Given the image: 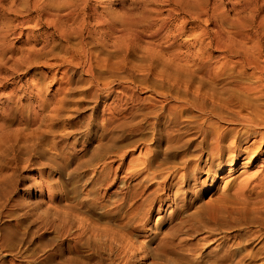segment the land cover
Here are the masks:
<instances>
[{
    "label": "rangeland",
    "instance_id": "rangeland-1",
    "mask_svg": "<svg viewBox=\"0 0 264 264\" xmlns=\"http://www.w3.org/2000/svg\"><path fill=\"white\" fill-rule=\"evenodd\" d=\"M149 1L0 0V264H264V0Z\"/></svg>",
    "mask_w": 264,
    "mask_h": 264
},
{
    "label": "bare ground",
    "instance_id": "bare-ground-1",
    "mask_svg": "<svg viewBox=\"0 0 264 264\" xmlns=\"http://www.w3.org/2000/svg\"><path fill=\"white\" fill-rule=\"evenodd\" d=\"M214 1V0H213ZM150 2V4H152V6H154V7H157L159 4L162 6V7H168V10L169 11H171V12H173V13H176V14H183V16H185V15H189V16H195V15H197V17L196 18H198V15H200L199 13H205L206 12V6L207 5H209V3H208V1L207 0H150L149 1ZM148 2V3H149ZM217 2V1H216ZM208 3V4H207ZM215 4V3H214ZM159 5V6H160ZM212 5V4H211ZM239 5V4H238ZM148 6V5H147ZM152 6H151V8H152ZM240 6V5H239ZM153 7V8H154ZM217 7V6H216ZM219 8V7H218ZM236 8V7H235ZM233 10V9H232ZM164 11H166V10H164ZM211 11H216V9L215 8H212L211 9ZM71 12V11H70ZM148 12H150V10H148ZM154 12V11H153ZM69 13V12H68ZM152 13V12H151ZM155 13V12H154ZM159 13H161V12H159ZM148 14V13H147ZM150 14V13H149ZM210 14V13H209ZM151 15V14H150ZM155 15V14H154ZM175 15V14H174ZM153 16V15H152ZM156 16V15H155ZM158 17V16H157ZM172 17V16H171ZM206 17V16H205ZM211 17H212V24L216 27L217 26V22H219L220 20L218 19L219 17H216L215 16V14H213L212 12H211ZM132 18H134V17H132ZM148 18V17H147ZM170 18V17H169ZM192 18V17H191ZM203 18V17H202ZM207 19V18H206ZM127 20V19H126ZM138 20V19H137ZM164 20V19H163ZM197 20V19H196ZM199 20V19H198ZM57 21V20H56ZM142 21V20H141ZM152 21V20H151ZM156 21V20H155ZM158 21H159V19H158ZM162 21V20H161ZM210 21V20H209ZM146 22V21H145ZM153 22V21H152ZM163 22V21H162ZM179 22V21H178ZM204 22V21H203ZM221 22V21H220ZM219 22V23H220ZM235 22V21H234ZM59 23V22H58ZM127 23V22H126ZM156 23H158V22H156ZM165 23V22H164ZM163 23V24H164ZM206 23V22H205ZM55 24V23H54ZM57 24V23H56ZM194 25H195V23H193ZM105 25V24H104ZM156 25V24H155ZM197 25V24H196ZM210 25V24H209ZM90 26V25H89ZM162 26V25H161ZM214 26H212V27H214ZM128 27V26H127ZM126 27V28H127ZM167 27V26H166ZM176 27V26H175ZM204 27V26H203ZM206 27V26H205ZM224 27H226V26H224ZM155 28V27H154ZM201 28V27H200ZM128 29V28H127ZM148 29V28H147ZM153 29V28H152ZM151 29V30H152ZM164 29V28H163ZM175 29V28H174ZM150 30V29H149ZM169 30V29H168ZM180 31L182 30V29H179ZM208 30V29H207ZM213 30V29H212ZM128 31V30H127ZM144 31V30H143ZM147 31V30H146ZM171 31V30H170ZM203 31V30H202ZM214 31V33H213V35H214V38L213 39H211L208 43H207V46H210L211 44H213L212 46H215L216 48L217 47H221V43H219V40H220V37H221V31H219V29L218 28H216V30H213ZM83 32V31H82ZM169 32V31H168ZM173 32H175V31H173ZM209 32H211V31H209ZM128 33V32H127ZM131 33V32H130ZM132 33H136L135 31H133ZM148 33V32H147ZM180 33V32H179ZM204 33V32H203ZM182 34V33H181ZM205 34L206 35H208L209 33L206 31L205 32ZM131 35V34H130ZM166 35H167V33H166ZM172 35V34H171ZM204 34H201V35H198V37L193 41V43L192 44H197L198 42H200L201 40H202V37L204 38L205 37V35L203 36ZM133 36V35H132ZM162 36V35H161ZM197 36V35H196ZM134 37H136V36H134ZM166 37V36H165ZM167 38V37H166ZM169 38V37H168ZM172 38V37H171ZM170 38V39H171ZM206 38V37H205ZM204 38V39H205ZM173 39V38H172ZM5 40V39H4ZM134 40V39H133ZM207 40V39H206ZM214 40V41H213ZM225 40V39H224ZM213 41V42H212ZM136 42H137V40H136ZM160 42V41H159ZM187 42V41H186ZM225 42V41H224ZM167 42H165V43H163V44H166ZM155 44V43H154ZM159 44V43H158ZM162 44V43H161ZM160 44V45H161ZM191 44V43H190ZM189 45V44H188ZM198 46H200V45H198ZM197 46V47H198ZM202 46V45H201ZM193 47V46H192ZM211 47V46H210ZM186 48H187V46H186ZM189 48H191V47H189ZM212 48V47H211ZM179 49V48H178ZM207 49H209V48H206L205 50H207ZM164 50H166V49H164ZM167 50H169V49H167ZM201 50V48H198V51H200ZM218 50V49H217ZM220 50V49H219ZM223 50V49H222ZM171 51V50H170ZM189 51V50H188ZM225 51V50H224ZM224 51H222V52H224ZM228 51V50H227ZM169 52V51H168ZM171 52H173V51H171ZM184 52H186V51H184ZM220 52V51H219ZM174 53V52H173ZM193 53V52H192ZM191 53V54H192ZM202 53H205V52H202ZM210 53V52H209ZM231 53V52H230ZM183 54V53H182ZM189 54V53H188ZM194 54L196 55H199V53H196V52H194ZM228 54V53H227ZM178 55V54H177ZM209 55V54H208ZM230 55V54H229ZM233 55V54H232ZM238 55V54H237ZM173 57H177L176 56V54H175V56L174 55H172ZM182 56V55H181ZM210 56V55H209ZM236 56V55H235ZM180 57V56H179ZM179 57H177V58H179ZM188 57V56H187ZM193 57V56H192ZM204 57H205V55H204ZM208 57V56H207ZM213 57V56H212ZM212 57H211V59H212ZM227 57V56H226ZM238 57V56H237ZM30 58V57H29ZM203 58V57H202ZM179 59H182L183 60V58L181 57V58H179ZM185 59V58H184ZM192 59V58H191ZM245 59V58H244ZM244 59H243V61H244ZM248 59H249V57H248ZM196 60H197V58H196ZM202 60V59H201ZM200 61V60H199ZM203 61V60H202ZM245 61H246V59H245ZM261 61V60H260ZM242 63V62H241ZM246 63H248V62H246ZM250 63V62H249ZM201 64V63H200ZM246 65V64H245ZM256 66H254L258 71H259V73L257 74V73H254V74H247L246 76H243V77H241L242 79H248V80H250V81H252L253 83H257V86L255 85L254 87L253 86H247L246 88H245V90H243V94L241 95L240 93H238V98H239V100L238 101H241L242 102V100L243 99H246V98H249V100H253V101H257V99L260 97V96H257L256 94L257 93H260L261 94V92L262 91H264V65H263V67H261L260 65H258V64H255ZM251 68V67H250ZM244 70V69H243ZM252 70H254V69H252ZM251 70V71H252ZM240 73H241V71H240ZM246 73V72H245ZM241 75V74H240ZM245 75V74H244ZM238 80V79H237ZM217 81V80H216ZM234 81V80H233ZM211 82V81H210ZM213 82V81H212ZM253 83H252V85H253ZM248 84H250V82L248 83ZM242 88V87H241ZM239 89V88H238ZM241 91V90H240ZM251 94H252V97H251ZM253 94H255V95H253ZM260 106H262V105H260V104H252V105H249L247 108H246V111H247V113H248V116H250L249 118H248V121L246 122L247 124H246V129H244L245 131H243V132H241V134L242 133H244V135H245V133L250 129V131H252L251 133H253V135H258V133H259V131H260V129H258V127L259 126H263L264 125V120H263V118H261V117H259L257 114H258V112L256 111V109H255V107H260ZM244 108H245V106H244ZM243 111V110H242ZM204 113V112H203ZM223 113V112H222ZM263 113V112H262ZM261 115V114H260ZM226 117V116H225ZM220 119H222V120H224L225 118L222 116V117H220ZM242 121V120H241ZM224 123H227V122H224ZM228 123H229V121H228ZM234 123V122H233ZM242 123V122H241ZM244 123V122H243ZM203 125V124H202ZM240 125V124H239ZM238 125V126H239ZM240 128V127H239ZM238 128V129H239ZM259 130V131H256V130ZM239 131H241V130H239ZM262 132H263V130H262ZM261 132V133H262ZM204 133V132H203ZM239 133L240 132H238L237 130H236V128H230V129H228L227 127L226 128H218V127H212V129H211V131H210V133H209V135L215 140V141H224V140H227L231 135L233 136H236L237 138H239ZM208 136V135H207ZM249 136V135H248ZM262 136V137H261ZM261 140H263L264 138V134L262 133L261 134ZM255 138V137H254ZM259 138V137H258ZM243 139V138H242ZM254 140H256V139H254ZM258 140H260V139H258ZM241 141V140H240ZM240 141L239 140H232V144L230 145V147H228V148H231L232 150H237V149H239V147H240ZM252 145H254V143L252 144ZM261 146V145H260ZM249 147V146H248ZM248 147H246V148H248ZM217 148H219V146H217ZM220 151L222 150V148H220L219 149ZM227 150V149H226ZM218 152V151H217ZM222 152V151H221ZM234 158H236V157H234ZM238 158V157H237ZM229 159V158H228ZM230 160H232V159H230ZM233 162V161H232ZM264 181V180H263Z\"/></svg>",
    "mask_w": 264,
    "mask_h": 264
}]
</instances>
